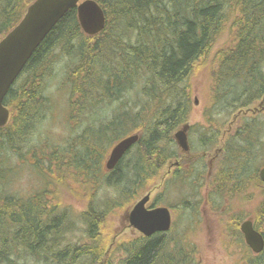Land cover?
<instances>
[{
    "label": "trees",
    "instance_id": "trees-1",
    "mask_svg": "<svg viewBox=\"0 0 264 264\" xmlns=\"http://www.w3.org/2000/svg\"><path fill=\"white\" fill-rule=\"evenodd\" d=\"M33 1L0 0V39ZM95 1L105 15L102 31L85 34L76 9L68 10L34 50L3 99L9 119L0 127V264H198L194 247L169 236L171 227L122 240L111 250L105 246L102 228L109 214L128 205L165 163L176 159L179 149L173 134L189 119L190 76L196 67L208 62L213 103L219 109L236 107L242 112L264 96V0ZM228 22L229 43L210 56ZM56 65L64 68L69 120L82 129L65 147L49 148L48 154L43 150L40 157L32 155L36 170L55 181L52 186L62 183L67 172L94 192L86 208L76 213L51 198L48 189L28 197L5 189L12 174L10 156L22 155L45 115L46 91ZM106 109L111 113L106 114ZM245 123L219 144L223 163L210 182L213 194L234 183L245 186L249 180L264 191L258 170L251 167L260 147L264 148L259 138L262 123L254 119ZM211 131L210 137L201 138V147L217 143L216 132ZM135 133L138 140L113 169L103 171L101 161L110 145ZM39 163H46V168ZM184 175L177 169L170 182L183 181ZM198 181L196 186L201 187ZM230 223L234 241L247 248L244 264H264V247L252 253L244 243L239 218L234 215ZM253 227L264 239V198ZM77 229L83 242L71 240ZM117 252L120 257L115 261L112 255Z\"/></svg>",
    "mask_w": 264,
    "mask_h": 264
},
{
    "label": "rangeland",
    "instance_id": "rangeland-1",
    "mask_svg": "<svg viewBox=\"0 0 264 264\" xmlns=\"http://www.w3.org/2000/svg\"><path fill=\"white\" fill-rule=\"evenodd\" d=\"M229 27L230 22L217 36L210 56L229 43L231 39ZM206 64L208 62L196 67L190 76L193 106L188 121L177 128L187 126L190 152L185 153L179 149L177 159L173 158L165 163L157 177L145 185L143 192L131 200L128 205L118 206L106 217L102 236L106 240L105 246L108 250H111L117 242L141 236L139 231L130 226L128 214L141 197L149 194L150 199L146 206L152 205L154 200L158 199L160 200L157 202L158 206H166L170 209L172 226L169 236L182 239L185 245L194 247L198 264H244L247 248L234 241L228 226L234 215L239 218V222L254 218L256 209L264 198L263 188L254 186L249 180L245 186H236L234 183L223 187L220 192L213 191L215 192L213 194L210 182L221 159L222 146L219 145L220 142L229 135H233L238 127H243L246 124L245 121L254 119L262 123L259 138L260 144L264 142V107L256 113H243L236 111V107L232 109L228 106L219 109L213 103L212 78ZM61 66H55L56 74L46 91L49 101L45 115L37 125L34 134L30 136V140L22 148V155L10 156L9 166L12 169V174L8 177L5 189L21 197H28L43 189H48L52 192L51 198L58 199L63 208H72L73 213H76L86 208L91 196H94V192L88 187H82L75 180L76 176L72 173L67 175V172L63 175L62 183L57 182L56 185L54 184L55 187L52 186L54 180L50 176L43 177L44 172L41 174L36 170L32 155L35 153L40 157V155L43 156L41 153L43 150H47L48 154L49 148L61 149V147H65L66 142L74 140L82 129V127L76 126L75 122L69 120V91L63 82L64 68ZM260 100L251 102L247 107H256ZM111 111L106 109L105 112L110 114ZM99 112L98 109L97 113ZM211 130L216 132L217 143L213 146L208 144L207 147L205 145L201 147L203 142L201 138L210 137ZM209 141L206 139L205 144ZM114 144L110 145L101 161L104 167L103 171L105 170V161ZM259 150V157L256 156L255 163H252L251 166L255 171L264 165L261 163L264 162V148L260 147ZM42 158L40 159L43 161ZM177 160L180 161L179 166L174 163ZM39 164L42 165V168H46V163ZM190 164L193 168L187 169ZM177 169L183 170L185 173L183 181H180L181 183L179 181L170 182L171 176ZM78 178L80 179V177ZM198 180L202 181L201 187L196 186L199 183ZM86 191L88 193H85ZM104 193L112 196L111 191H104ZM94 198L98 199L99 193ZM185 200L187 203H184ZM71 240L83 242L85 239L82 237L81 231L77 229L71 233ZM112 256L116 261L120 254L117 252Z\"/></svg>",
    "mask_w": 264,
    "mask_h": 264
},
{
    "label": "water",
    "instance_id": "water-1",
    "mask_svg": "<svg viewBox=\"0 0 264 264\" xmlns=\"http://www.w3.org/2000/svg\"><path fill=\"white\" fill-rule=\"evenodd\" d=\"M76 9L78 23L82 31L90 36L98 34L105 26V15L95 0H34L26 8L18 23L0 39V127L9 119V109L3 99L10 86L22 71L24 65L53 26L70 9ZM196 103V101H195ZM177 146L184 152L189 150L186 128L174 132ZM139 134H131L116 142L105 161L106 170H111L138 140ZM258 175L264 183V166ZM149 194L141 197L130 209V226L143 236L170 229L171 212L166 206L148 208ZM240 231L245 244L254 254L264 247L262 234L253 227L250 219L240 224Z\"/></svg>",
    "mask_w": 264,
    "mask_h": 264
},
{
    "label": "flooded vegetation",
    "instance_id": "flooded-vegetation-1",
    "mask_svg": "<svg viewBox=\"0 0 264 264\" xmlns=\"http://www.w3.org/2000/svg\"><path fill=\"white\" fill-rule=\"evenodd\" d=\"M263 107H264V96L261 98V100L259 101V103L257 104V106L256 107H247V109H244L242 112L243 113H256V112H258V111H261L262 109H263ZM183 127H185L186 128V136H187V142H188V134H187V126L185 125V126H183ZM180 129V128H179ZM178 130V129H177ZM176 130V131H177ZM174 138V137H173ZM175 140V139H174ZM188 146H189V143H188ZM178 147V146H177ZM178 149H180L179 147H178ZM188 153L190 152V146H189V150L187 151ZM187 152H185V153H187ZM220 152V151H219ZM223 153V152H222ZM222 153H221V155H222ZM257 157H259V153L257 152ZM177 159V158H176ZM263 160V159H262ZM175 163V165L176 166H179V164H180V161L179 160H177V161H175L174 162ZM189 163H191V162H189ZM220 163L222 164L223 163V160H220L219 162H218V166L220 165ZM261 163H264L263 161L261 162ZM264 166V165H263ZM262 166V167H263ZM261 167V168H262ZM259 171V170H258ZM210 176V175H209ZM211 177V176H210ZM258 177H259V175H258ZM259 179H260V177H259ZM261 181V180H260ZM262 182V181H261ZM263 183V182H262ZM264 184V183H263ZM184 203H187V200H185V202ZM154 207H156V206H154ZM148 208H153L152 207V205H150V206H148ZM247 220V219H246ZM251 221H252V223H253V219H250ZM243 221H241V223H242ZM240 227V226H239ZM244 240V239H243ZM247 246V245H246ZM248 247V246H247ZM249 248V247H248ZM250 249V248H249ZM251 251V250H250ZM252 252V251H251ZM253 253V252H252Z\"/></svg>",
    "mask_w": 264,
    "mask_h": 264
},
{
    "label": "bare ground",
    "instance_id": "bare-ground-1",
    "mask_svg": "<svg viewBox=\"0 0 264 264\" xmlns=\"http://www.w3.org/2000/svg\"><path fill=\"white\" fill-rule=\"evenodd\" d=\"M207 53H208V52H207ZM194 171H195V170H194ZM4 172H5V171H4ZM4 172H3V173H4ZM6 173H7V172H6ZM4 174H5V173H4ZM196 174H198V173H196ZM6 175H7V174H6ZM65 224H66V223H65ZM66 225H67V224H66ZM68 231H69V230H68ZM67 234H68V233H67ZM78 234H80V233L78 232ZM85 236H86V235H85Z\"/></svg>",
    "mask_w": 264,
    "mask_h": 264
}]
</instances>
